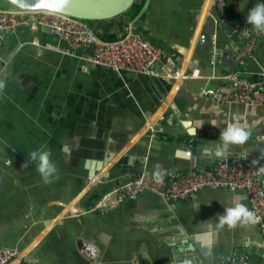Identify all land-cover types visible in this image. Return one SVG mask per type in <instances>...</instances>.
Returning <instances> with one entry per match:
<instances>
[{"label": "crops", "instance_id": "0c3cea01", "mask_svg": "<svg viewBox=\"0 0 264 264\" xmlns=\"http://www.w3.org/2000/svg\"><path fill=\"white\" fill-rule=\"evenodd\" d=\"M212 1L138 0L136 16L94 22L98 35H123L133 25L187 73L177 83L93 67L60 53L65 44L44 28L6 36L0 47V79L6 82L0 91V248L21 251L11 264H218L232 253L244 264H264L256 221L216 227L224 208L242 203L250 210L242 192L206 189L172 202L146 191L115 208L90 211L104 194L143 172L210 169L225 158L264 162V105H220L201 94L227 88L220 78L230 72L257 78L264 71L263 38L244 65L211 63L216 43L233 53L243 44L227 23L217 34L205 32L207 17L217 20ZM245 3L236 2L234 13ZM35 38L40 46L33 45ZM235 116L249 138L217 157L221 131ZM42 146L58 168L47 184L35 162L21 167ZM85 248L97 258L87 259Z\"/></svg>", "mask_w": 264, "mask_h": 264}, {"label": "built area", "instance_id": "2783aa9c", "mask_svg": "<svg viewBox=\"0 0 264 264\" xmlns=\"http://www.w3.org/2000/svg\"><path fill=\"white\" fill-rule=\"evenodd\" d=\"M212 2L218 10L220 23L229 24L240 34L243 44L232 58L235 64L244 65L252 56L258 39H264V34L254 31L252 26L246 23V18L242 21L231 18L227 13V0ZM23 28L32 33L41 28L49 29L65 44L57 48L60 53L77 57L93 67L147 75L172 80L174 83L188 78L187 73L178 67L174 57L168 55L162 47L148 41L131 24L126 25L120 39L107 41L99 37L94 22L46 10L0 8V47L7 35ZM245 30L247 35H244ZM33 45L40 46L37 38L34 39ZM79 47L92 48L93 53L77 55L75 50ZM223 52L224 48L215 46L210 53L211 63L215 64L217 55H222ZM220 79L228 83L227 88H208L201 94L220 105H264V71L257 78L248 77L241 72H230ZM163 177L162 182H157L155 175L143 172L104 194L90 211L115 208L124 200L137 198L146 191L172 202L191 199L206 189L242 192L264 235V162L252 164L246 159L225 158L210 169H191L185 173H170ZM95 254L93 248L84 250V255L89 260L96 259ZM20 256L21 251L18 249L0 248V264H11ZM218 264H244V257L232 253L222 257Z\"/></svg>", "mask_w": 264, "mask_h": 264}, {"label": "clouds", "instance_id": "9594fccd", "mask_svg": "<svg viewBox=\"0 0 264 264\" xmlns=\"http://www.w3.org/2000/svg\"><path fill=\"white\" fill-rule=\"evenodd\" d=\"M40 7L48 12L61 13L65 11L66 7L69 5L70 0H38ZM246 23L251 25L253 30L264 34V3L256 4L252 7L246 16ZM244 35H247V31H244ZM6 86V82L0 79V91H2ZM233 123L227 124V126L221 131L219 141L215 147V155L217 157L224 156L230 146H239L246 143L249 138V133L246 130V125L240 124V117L235 116ZM203 123L199 125L202 126ZM211 125L217 127V122L213 120ZM205 152L211 153L213 149H204ZM35 162L37 164L36 171L39 173L42 181L47 184L50 183L52 178L58 172L56 163L51 159V153L46 150L43 146L39 150L32 151L29 154V158L21 166L22 168H27L30 163ZM257 161L253 160L252 164H256ZM163 173L157 171L155 173V179L157 182L163 181ZM217 228H224L227 226L229 229H234L238 225H247L255 223V216L252 211H250L244 204L236 203L234 207L224 208V213L218 215L217 218ZM205 225H210V221L204 223Z\"/></svg>", "mask_w": 264, "mask_h": 264}, {"label": "water", "instance_id": "95a60500", "mask_svg": "<svg viewBox=\"0 0 264 264\" xmlns=\"http://www.w3.org/2000/svg\"><path fill=\"white\" fill-rule=\"evenodd\" d=\"M0 1L8 2L11 7L16 9L27 11L44 10L40 7L38 0ZM135 1L136 0H70V3L66 7L65 11L61 12L60 14L88 22L107 21L125 14L132 7ZM218 14L219 13L217 12V20L210 19V17H207L206 19L207 25L205 28V32L210 35L213 33L217 34V31H219L218 28L221 27ZM215 21L219 22L218 27L216 26ZM202 38L205 39V36H203ZM216 46L220 45L216 43ZM233 54V50L226 49L222 55H217L216 60L217 62L221 60L229 66L234 67L236 64L232 58Z\"/></svg>", "mask_w": 264, "mask_h": 264}, {"label": "trees", "instance_id": "16d2710c", "mask_svg": "<svg viewBox=\"0 0 264 264\" xmlns=\"http://www.w3.org/2000/svg\"><path fill=\"white\" fill-rule=\"evenodd\" d=\"M243 2L245 1V7L242 9L240 13H234L232 6L236 2ZM5 2V1H4ZM9 4L8 2H6ZM264 3V0H227V13L230 15L231 18H233L235 21H242L246 18L248 11L254 7L256 4ZM141 6L140 3H138V0L135 1V3L132 5V7L125 13L126 16H129L130 18L136 16L140 12ZM124 14V15H125ZM99 37H101L104 40L107 41H113L118 40L122 37V35H112V34H99Z\"/></svg>", "mask_w": 264, "mask_h": 264}, {"label": "rangeland", "instance_id": "374dc122", "mask_svg": "<svg viewBox=\"0 0 264 264\" xmlns=\"http://www.w3.org/2000/svg\"><path fill=\"white\" fill-rule=\"evenodd\" d=\"M0 8H3V9H13V7H11L9 4H7L4 1H0Z\"/></svg>", "mask_w": 264, "mask_h": 264}]
</instances>
